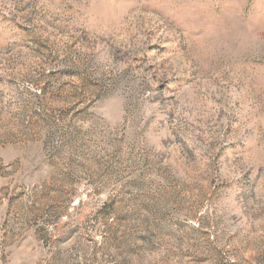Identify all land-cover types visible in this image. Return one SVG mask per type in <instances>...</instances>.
Listing matches in <instances>:
<instances>
[{
    "label": "rangeland",
    "instance_id": "1",
    "mask_svg": "<svg viewBox=\"0 0 264 264\" xmlns=\"http://www.w3.org/2000/svg\"><path fill=\"white\" fill-rule=\"evenodd\" d=\"M0 264H264V0H0Z\"/></svg>",
    "mask_w": 264,
    "mask_h": 264
}]
</instances>
